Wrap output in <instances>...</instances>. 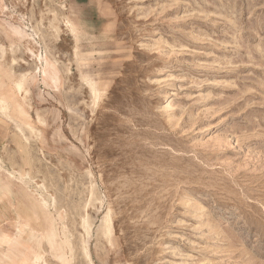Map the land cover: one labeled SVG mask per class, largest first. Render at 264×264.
Wrapping results in <instances>:
<instances>
[{
    "label": "rangeland",
    "instance_id": "obj_1",
    "mask_svg": "<svg viewBox=\"0 0 264 264\" xmlns=\"http://www.w3.org/2000/svg\"><path fill=\"white\" fill-rule=\"evenodd\" d=\"M0 5V264H264V0Z\"/></svg>",
    "mask_w": 264,
    "mask_h": 264
},
{
    "label": "bare ground",
    "instance_id": "obj_2",
    "mask_svg": "<svg viewBox=\"0 0 264 264\" xmlns=\"http://www.w3.org/2000/svg\"><path fill=\"white\" fill-rule=\"evenodd\" d=\"M3 7V5H0V8L2 9V7ZM3 9H4V7H3ZM67 10V9H66ZM57 14V13H56ZM78 17V16H77ZM57 19V18H56ZM66 19V18H65ZM58 21H60V20H58ZM8 27H9V31L13 34V35H15V36H18V37H20V38H23V37H25V35L22 33V31H21V29L19 28V27H17V26H13V25H8ZM58 27V26H57ZM66 27L69 29V31H71V32H77V31H79V29H78V26L75 24V23H73L72 21H70V20H68L67 19V21H66ZM23 29V28H22ZM54 30V29H53ZM58 31V30H57ZM59 35V34H58ZM73 35V34H72ZM80 36V35H79ZM77 38V37H76ZM79 38V37H78ZM82 39V38H81ZM84 40V39H83ZM88 40V39H87ZM77 41V40H76ZM90 41V40H89ZM79 44V43H78ZM76 51H77V49H76ZM77 53V52H76ZM32 54V53H31ZM50 55V54H49ZM40 58V57H39ZM43 58V57H42ZM42 58H40V60H42ZM50 58H51V55H50ZM51 59H54V58H51ZM81 60V59H80ZM44 62V61H43ZM78 62V61H77ZM83 63V62H82ZM78 67H79V64L77 65ZM54 67H55V65L54 64H52V63H50V62H48V60L46 59V63H45V67L43 68V71H42V75H43V77L46 79V80H49L52 84H54V85H56L57 84V82L59 81L58 80V78H57V76H56V74L54 73ZM59 67V66H58ZM70 67V66H69ZM69 67H67V68H69ZM70 70V69H69ZM69 70H68V72H69ZM79 70V69H78ZM40 71V70H39ZM67 72V73H68ZM40 73V72H39ZM62 73V72H61ZM68 74H70V73H68ZM31 79H32V81H34L35 80V78L34 77H31ZM85 82H86V80H84ZM68 83V82H67ZM88 83V82H87ZM92 83V82H91ZM90 84V83H89ZM97 84V83H96ZM22 85V84H21ZM69 86V85H68ZM19 88H21V86H19ZM96 87L94 86V85H91V88L90 89H92L93 91H96V89H95ZM69 89H71L70 87H69ZM29 127V126H28ZM74 149V148H73ZM92 194V193H91ZM87 207V206H86ZM104 225H103V230H104V233L105 234H107V235H110L111 234V225H110V221H109V215H107L105 218H104ZM85 223V222H84ZM113 234V233H112ZM106 235V236H107ZM90 237V236H89ZM17 244V243H16ZM83 245V244H82ZM67 249V248H66ZM74 250V249H73ZM71 251V253L73 254V252L74 251ZM82 250H83V252H84V255L86 256V258L88 259V264H95L94 263V261H93V258H92V256H91V254H90V250H89V248L87 247V245L85 246V247H82ZM39 257H37V258H34V259H32V260H29V259H27V264H47V263H45L43 260H42V258H41V256L40 255H38ZM70 262H69V260L67 261V264H69Z\"/></svg>",
    "mask_w": 264,
    "mask_h": 264
},
{
    "label": "crops",
    "instance_id": "obj_3",
    "mask_svg": "<svg viewBox=\"0 0 264 264\" xmlns=\"http://www.w3.org/2000/svg\"><path fill=\"white\" fill-rule=\"evenodd\" d=\"M22 84V82L21 83H19L17 86H18V88H19V86ZM19 90H20V88H19ZM1 104H2V102H1ZM12 176V175H11ZM14 242H16V243H18V241L16 240V239H14L7 231H2L1 232V237H0V245L1 244H4V243H14ZM41 256V258H42V260L45 262V263H47L46 262V260L44 259V257L42 256V255H40ZM48 264V263H47Z\"/></svg>",
    "mask_w": 264,
    "mask_h": 264
}]
</instances>
